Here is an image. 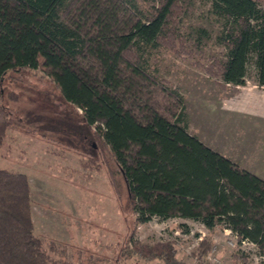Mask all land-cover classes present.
Segmentation results:
<instances>
[{
    "label": "trees",
    "instance_id": "trees-1",
    "mask_svg": "<svg viewBox=\"0 0 264 264\" xmlns=\"http://www.w3.org/2000/svg\"><path fill=\"white\" fill-rule=\"evenodd\" d=\"M197 1L0 0V101L7 76L42 70L64 102L81 110L93 151L85 165L105 171L119 201L126 190L134 227L181 218L208 231L223 226L238 242L261 248L264 180L189 133L183 113L140 116L127 106L135 80L153 78L147 71L152 51L184 37L180 26ZM208 1L226 52L206 72L237 89L246 85L253 61L264 87V0ZM207 33L197 31L194 50ZM170 95L184 105L176 91ZM6 115L0 105V147L13 125ZM31 188L26 174L0 167V264H73L66 249L36 234ZM135 233L128 225L114 264L137 254L184 264L174 257L173 242L151 246ZM207 249L203 243L199 256ZM93 257L91 264H109Z\"/></svg>",
    "mask_w": 264,
    "mask_h": 264
},
{
    "label": "rangeland",
    "instance_id": "rangeland-1",
    "mask_svg": "<svg viewBox=\"0 0 264 264\" xmlns=\"http://www.w3.org/2000/svg\"><path fill=\"white\" fill-rule=\"evenodd\" d=\"M210 9L208 0H198L180 26L184 37L152 51L147 71L155 80H135L127 106L140 116L149 110L171 119L183 113L189 133L264 180V87L253 61L246 85L237 89L206 72L226 52L217 43L221 26ZM199 29L208 36L194 50L191 41ZM4 80L0 105L13 125L0 147V167L29 177L36 234L66 249L67 261L91 264L94 256L114 264L129 225L141 243L173 242L174 257L184 264H264V247L238 242L223 226L208 231L192 220L154 218L134 227L126 190L119 201L105 171L85 165L93 151L81 110L64 102L42 70ZM203 243L208 249L202 258ZM133 258L125 264H168L138 254Z\"/></svg>",
    "mask_w": 264,
    "mask_h": 264
},
{
    "label": "built area",
    "instance_id": "built-area-1",
    "mask_svg": "<svg viewBox=\"0 0 264 264\" xmlns=\"http://www.w3.org/2000/svg\"><path fill=\"white\" fill-rule=\"evenodd\" d=\"M226 231H229V233H231L235 237V239L238 240V236L237 235L233 234L230 230H226ZM242 244L245 245V244H252V243L242 241ZM252 245L256 247V245H254V244H252Z\"/></svg>",
    "mask_w": 264,
    "mask_h": 264
}]
</instances>
